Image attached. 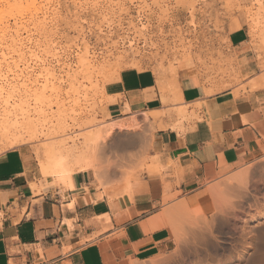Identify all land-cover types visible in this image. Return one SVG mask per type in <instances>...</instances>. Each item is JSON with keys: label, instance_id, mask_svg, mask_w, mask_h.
<instances>
[{"label": "rangeland", "instance_id": "1", "mask_svg": "<svg viewBox=\"0 0 264 264\" xmlns=\"http://www.w3.org/2000/svg\"><path fill=\"white\" fill-rule=\"evenodd\" d=\"M36 1L34 11L0 0L5 24L0 27L7 31L0 35V73L11 85V94L0 96V113L5 106L11 113L9 135L0 136V155L29 147L44 176H54L43 170L47 154L65 153L72 175L93 165L101 174L114 170L128 183L134 170L127 169L126 147L133 142L139 155L129 157L143 167L149 134L166 111L145 117L146 123L153 121L150 131L136 139L109 132L102 91L120 71L151 70L175 107L186 78L198 79L206 95L244 89L245 76L229 44L234 31L244 30L258 58L264 56V0ZM11 39L19 44L12 52ZM168 99L163 96L164 105ZM172 112L178 121L188 119L186 108ZM132 117L136 125L127 129L142 130ZM240 173L245 184L233 180ZM210 192L212 209L179 208L182 217L171 224L173 248L141 264H264V160L221 178Z\"/></svg>", "mask_w": 264, "mask_h": 264}, {"label": "crops", "instance_id": "2", "mask_svg": "<svg viewBox=\"0 0 264 264\" xmlns=\"http://www.w3.org/2000/svg\"><path fill=\"white\" fill-rule=\"evenodd\" d=\"M229 44L244 89L206 95L190 77L180 81L172 107L151 70L124 69L103 86L107 123L136 116L142 128L116 133L136 139L150 131L145 117L166 111L149 134L141 169L129 157L139 155L138 145H127L128 183L114 170L100 180L87 170L70 177V188L44 176L29 147L2 153L0 264H141L170 251L179 208L208 213L218 180L264 160V56L244 30L231 33ZM184 108L188 119L178 121L172 109Z\"/></svg>", "mask_w": 264, "mask_h": 264}, {"label": "bare ground", "instance_id": "3", "mask_svg": "<svg viewBox=\"0 0 264 264\" xmlns=\"http://www.w3.org/2000/svg\"><path fill=\"white\" fill-rule=\"evenodd\" d=\"M12 2H13V5L15 6V7H23V6H25V7H27V8H33L34 9V11H35V9H36V0H11ZM7 3H9V2H7ZM10 5V4H9ZM12 6V5H11ZM13 6V7H14ZM5 7V6H4ZM11 8V7H10ZM15 9H17V8H15ZM2 9H1V5H0V11H1ZM12 10V9H11ZM15 11V10H14ZM36 14V13H35ZM33 15V14H32ZM37 15V14H36ZM35 19V18H34ZM39 19V18H38ZM41 19V18H40ZM20 23V22H19ZM35 23V22H34ZM1 24V23H0ZM2 25V24H1ZM5 25V24H4ZM4 25H2L3 27H4ZM8 25V24H7ZM16 25V24H15ZM7 27V26H6ZM12 27V26H11ZM22 27V26H21ZM40 27V26H39ZM8 28V27H7ZM17 28H19V27H17ZM24 28V27H23ZM12 29V28H11ZM10 30V29H9ZM24 30H25V28H24ZM15 32V31H14ZM22 33V32H21ZM7 34V31H6V29H4V28H1L0 27V35H1V37L2 38H4L5 36H7L6 35ZM10 34V33H9ZM15 34V33H14ZM11 35V34H10ZM9 36V35H8ZM16 36V35H15ZM11 37V36H10ZM12 38H14V37H12ZM1 39V38H0ZM23 39V38H22ZM2 40V39H1ZM3 40H5V39H3ZM9 40V39H8ZM12 40V39H11ZM20 40V39H19ZM7 41V40H6ZM13 41V40H12ZM12 41H10V42H12ZM0 42H2V41H0ZM3 43H5V41L3 42ZM10 44V43H9ZM12 44V43H11ZM9 45V46H11V48H10V50L12 49V48H18V46H19V44L16 42V41H13V44L12 45ZM0 45H1V43H0ZM6 45V44H5ZM2 46V45H1ZM6 47V46H5ZM1 48V47H0ZM3 48V47H2ZM4 49V48H3ZM7 49V48H6ZM20 49V48H19ZM15 50V49H14ZM18 50V49H17ZM31 50V49H30ZM2 51V50H1ZM7 52H8V50H6ZM27 50H25V52H26ZM6 52V53H7ZM11 52H12V50H11ZM15 52L16 51H14L13 53L15 54ZM19 52H21V51H18V53ZM31 52H33V51H31ZM34 53V52H33ZM7 54H9V53H7ZM12 54V53H11ZM20 54V53H19ZM18 54V55H19ZM56 54V53H55ZM13 55V54H12ZM17 55V54H16ZM30 55H31V53H30ZM35 55V54H34ZM34 55H33V57H34ZM53 55V54H52ZM2 56H3V54H2ZM5 56V55H4ZM9 56V55H8ZM18 57V56H17ZM20 57H22V56H20ZM5 59L7 58V56L6 57H4ZM10 58V57H9ZM25 58V57H24ZM1 59V58H0ZM4 59V60H5ZM11 59V58H10ZM19 59V58H18ZM23 59V58H22ZM59 59V58H58ZM14 60V59H13ZM1 61V64H2V60H0ZM10 61V60H9ZM22 61V60H21ZM25 61V60H24ZM4 62V61H3ZM18 62H20L19 60H18ZM47 62V61H46ZM15 63V62H14ZM8 64V63H7ZM27 65V64H26ZM43 65V64H42ZM49 65V64H48ZM1 67V66H0ZM3 67V66H2ZM7 67V66H6ZM22 67V66H21ZM14 68V67H13ZM17 68V67H16ZM26 68H27V66H26ZM25 69V68H24ZM28 69V68H27ZM27 69H26V71H27ZM45 69V68H44ZM52 70V69H51ZM1 71V70H0ZM23 71V70H22ZM28 71H30V70H28ZM32 71V70H31ZM42 71V70H41ZM2 72V71H1ZM44 72H46V76H47V74H50L49 72H50V70L49 69H46V70H44ZM25 73V72H24ZM28 73V72H27ZM43 73V72H42ZM1 74V73H0ZM22 74V73H21ZM20 74V75H21ZM2 75V74H1ZM18 75V74H17ZM52 75V74H51ZM21 76H23V75H21ZM27 76H29V75H27ZM27 76L25 77V78H27ZM31 76V75H30ZM42 76V75H41ZM40 76V77H41ZM15 78V77H14ZM25 78H24V80H25ZM35 78V77H34ZM43 78V77H42ZM48 78H49V75H48ZM52 78V77H51ZM18 79V78H17ZM29 78H27V80H25V81H29L28 80ZM45 79V78H44ZM46 79H47V77H46ZM45 79V80H46ZM50 79V78H49ZM53 79H55L56 80V78H52L51 80H53ZM40 80V79H39ZM54 81V80H53ZM45 82V81H44ZM48 81L46 80V82L45 83H47ZM60 82V81H59ZM58 82V83H59ZM11 83V82H10ZM29 83V82H28ZM31 83V82H30ZM32 84H34V83H32ZM31 84V85H32ZM48 84V83H47ZM51 83L49 82V84L48 85H50ZM54 83H52L51 85H53ZM24 85V84H23ZM30 85V84H29ZM35 85V84H34ZM40 85V84H39ZM50 85V86H51ZM11 85L8 83V81L6 80V77L5 78H3V75H2V78L0 77V96H1V98H3V96H4V94H7L6 96H8V92H9V87H10ZM22 86V85H21ZM40 86H42V85H40ZM44 86V85H43ZM47 86V85H46ZM32 88H33V85L31 86ZM24 88H25V86H24ZM27 88V87H26ZM45 88V87H44ZM35 89H37L36 87H35ZM35 89H33V90H35ZM41 89H42V87H41ZM40 89V90H41ZM46 90V89H45ZM27 92L29 93V91L27 90ZM39 92V91H38ZM41 92H42V90H41ZM10 93V92H9ZM13 93V92H12ZM36 94H37V92H35ZM11 94V93H10ZM10 94H9V97H10ZM25 94V93H24ZM32 94H34V91H33V93ZM25 95H27L28 96V94H25ZM33 96V95H32ZM35 96V95H34ZM9 97L8 98H6L5 100H4V102L6 103V104H8L7 102V99H9ZM4 99V98H3ZM3 101V100H2ZM5 104V105H6ZM5 108V109H4ZM3 109V114H2V112L0 113V117H2V116H5V117H3L2 119H4V120H0V136L1 137H6V136H8L9 134H8V132L10 131V130H8V126L10 125V116L8 115V113H10V112H8L7 110H6V106L4 107ZM8 109V108H7ZM11 114V113H10ZM13 115V114H12ZM22 115V114H21ZM13 119H15V118H13ZM18 119V118H17ZM132 120H130L129 122L127 121V122H124L123 120H121V121H117V122H112V123H109L108 124V131L109 132H112V131H115L116 129H122V128H128V127H131V126H135L136 124H135V120H134V117H132L131 118ZM16 120V119H15ZM13 124H16V121H14V122H12ZM11 126V125H10ZM13 128V127H12ZM14 129V128H13ZM12 133V132H11ZM1 140V139H0ZM3 140V139H2ZM65 154V153H64ZM64 154H59V155H54V154H47V157H46V160H45V162H44V164H43V170L44 171H48V172H50V174L52 173V174H54V176H56L57 178H59V179H61L64 183H66L67 184V186L68 187H72V183H71V180H70V177L72 176V174H70L71 173V170H70V168L68 169L67 167H66V164H65V162L67 161V159H66V156L67 155H64ZM83 169V168H82ZM87 170H91V171H93V173H94V176H95V178L96 179H98V180H100L101 179V173L98 171V169L97 168H95L93 165H86L85 166V168L83 169V171H87ZM49 174V173H48ZM230 178V177H229ZM234 181H236V182H239V183H242V184H245L246 183V180H247V178H245V174L244 173H240V174H238V175H236V177L233 179ZM166 211V210H165ZM167 212V211H166ZM169 212V211H168ZM186 220V219H185ZM198 220V219H197ZM171 223V222H170ZM172 228H173V226H172ZM171 228V229H172Z\"/></svg>", "mask_w": 264, "mask_h": 264}]
</instances>
